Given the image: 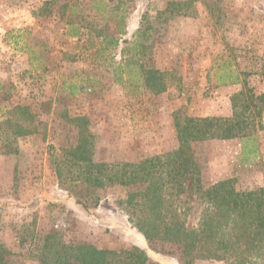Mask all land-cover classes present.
Instances as JSON below:
<instances>
[{
	"label": "rangeland",
	"instance_id": "rangeland-1",
	"mask_svg": "<svg viewBox=\"0 0 264 264\" xmlns=\"http://www.w3.org/2000/svg\"><path fill=\"white\" fill-rule=\"evenodd\" d=\"M84 7L94 26L86 23L72 36L65 23ZM117 10L126 22L121 39L131 41L139 31L145 47V56L128 64L120 55L124 44L99 53L100 39L85 28L109 26L108 13ZM153 70L162 73L166 92L147 86L151 75L146 72ZM239 72L248 75L238 84L219 85V76ZM243 78L256 95L263 92L264 0H0V84L7 97L0 102V121L10 108L26 106L47 124L46 135L16 140L0 135V248L12 253L10 264H38L29 242L20 245L17 238L32 221L30 248L55 229L75 243L110 251L137 246L151 263L183 264L175 247L149 244L128 223L116 202L131 188L100 189L97 206L88 210L77 204L57 184L48 147L75 143V129L62 122L66 112L88 119L97 137L95 163H131L164 154L178 145L176 112L231 116V98L242 90ZM258 123L250 139L192 145L205 189L228 178H237L240 190L264 189V112ZM7 141L12 144L7 149L14 150L9 154L4 153ZM188 188L180 209L192 229L203 206ZM260 254L258 264H264V251Z\"/></svg>",
	"mask_w": 264,
	"mask_h": 264
},
{
	"label": "trees",
	"instance_id": "trees-1",
	"mask_svg": "<svg viewBox=\"0 0 264 264\" xmlns=\"http://www.w3.org/2000/svg\"><path fill=\"white\" fill-rule=\"evenodd\" d=\"M86 8L67 19L65 25L71 28L70 35L80 34V28H84L86 23L93 25L87 21L91 16L85 15ZM108 23L109 26L99 30L92 25L85 27L89 34L93 33L100 39L99 53L117 48L122 43L125 46L120 55L124 64L145 56L139 31L131 41L121 39L126 34L122 11L108 13ZM146 73L151 75L150 80L145 79L146 84L157 88L155 93L167 91L162 73L156 70ZM246 74L239 72L237 76L232 73L219 76V85L238 84L239 77H246ZM242 83V90L231 98V116L198 118L176 112L174 129L177 147L137 162L95 163L93 155L97 137L90 129L88 119L84 116L71 118L66 112L63 120L57 116L65 126L76 131L73 145L59 150L48 147V162L57 184L85 210L97 206V192L100 189L113 186L127 190L131 188L124 198L116 202L127 216L128 223L149 244L160 242L175 247L182 255L183 264H195L198 260L258 264L262 260L260 252L264 251V189L240 190L237 178L225 179L205 189L201 185L192 150V145L197 143L253 137L264 112V86L263 92L256 95L244 78ZM3 90L4 86L0 84V102L7 100ZM51 104L47 102L44 106L49 110ZM46 127L47 124L41 122L29 107L14 106L0 121V135L5 140L46 135ZM8 143L5 154L14 151L7 149L12 146ZM188 184L189 192L198 195L203 206L200 219L192 229L187 227L180 209V197ZM138 185L141 187L136 189ZM34 226V221L23 225V229L17 231V238L20 245L29 242L28 251L34 252L33 258L38 264H157L151 263L147 253L137 246L120 251L101 250L90 244L69 241L61 231L55 229L43 236L41 244L30 248L34 243ZM11 256L10 251L0 248V264H10Z\"/></svg>",
	"mask_w": 264,
	"mask_h": 264
}]
</instances>
